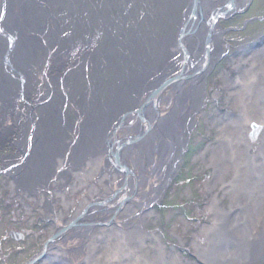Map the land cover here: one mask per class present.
I'll use <instances>...</instances> for the list:
<instances>
[{"label": "bare ground", "instance_id": "6f19581e", "mask_svg": "<svg viewBox=\"0 0 264 264\" xmlns=\"http://www.w3.org/2000/svg\"><path fill=\"white\" fill-rule=\"evenodd\" d=\"M194 1L196 7L181 22L176 39L163 42L161 36L145 35V21L142 16L137 21L134 0H0V12L4 15L0 31L10 32L4 42L12 44L14 52L10 61L20 68L19 87L12 81L10 84L8 80L0 81V142L10 130V126L4 124H8L6 119L13 113L14 93L19 89L29 94L26 89L40 81L34 80L35 68L41 63L50 64L42 85L44 93L49 91L50 94L39 100L41 107L47 105V109H35L40 121L33 135L32 147L36 150L22 181L30 187L46 182L49 171L62 163L61 154L70 150L75 162L73 175L79 182L71 191L72 195L85 184L94 190L89 192L91 198L77 199L73 217L61 220L65 217L61 209L62 212L55 214L59 218L55 221L57 230L70 226L72 234L85 225L89 227L80 229L87 234L93 230V222L108 226L107 220L111 217L136 223L151 198L157 195L158 185L171 170L166 162H173L175 147H180L169 139L174 132L169 131L168 126L177 117L181 118L178 128L181 132L190 125L196 106L191 101L201 98L199 85L204 69L225 46L216 20L247 0ZM216 16L212 24V17ZM261 50L264 52V46ZM72 63L80 65L70 69ZM202 64L204 67L199 70ZM94 69L98 74L93 73ZM62 70L66 74L63 73L61 79L57 71ZM246 71L242 72L243 77L249 75V78L238 79L243 87L235 91L239 98L235 105L237 114L226 115L218 122L222 136L216 144L217 150L209 151L214 180L224 183L229 171L233 176L228 185L223 186V191L229 193V209H222L216 197L212 198L209 206L212 223L202 228L207 247H200L197 241L195 244L197 253L207 264H264V73L258 78L257 74L252 77ZM105 74H108L106 88L100 81ZM78 78L82 81L76 80ZM253 81L257 86L249 91L254 95L248 98L245 93L251 88L247 86ZM233 82L234 85L239 83ZM84 86L94 95L87 102L76 93ZM228 86L230 94L234 89ZM259 97L263 103L255 108L253 103ZM66 100L82 107L80 113L86 116L83 124L73 126V117L70 115L68 122L60 113L61 102ZM31 111L27 112L32 115ZM258 117L262 120L252 123ZM247 134L254 135L253 139L260 138L257 152L250 153L252 143ZM19 137L17 146L25 140L24 136ZM83 137L94 141L96 157ZM228 146L232 149L228 150ZM89 156L93 159L87 171L76 170L78 160L89 159ZM256 160L258 166H250L249 162ZM110 172L112 178L107 179ZM84 178L90 179L81 185ZM20 184L24 188V184ZM57 197L65 209L70 207L61 195ZM166 258L164 264H184L179 257Z\"/></svg>", "mask_w": 264, "mask_h": 264}, {"label": "rangeland", "instance_id": "374dc122", "mask_svg": "<svg viewBox=\"0 0 264 264\" xmlns=\"http://www.w3.org/2000/svg\"><path fill=\"white\" fill-rule=\"evenodd\" d=\"M134 1L135 10L138 13L136 14L137 21L140 16L145 21L143 24L147 31L145 35L155 38L161 36L163 42L165 39H176L181 29V22L186 15H189L190 10L194 11L195 2L194 0ZM242 4L220 15L216 20L225 46L204 69L202 83L199 85L202 92L201 98L196 102L191 101L196 106L194 114L190 117V125L181 132L178 129L181 127V118L177 117L168 126L169 131L174 132L168 136L169 139L174 140L176 145L180 144V147H175L173 162H166L171 166V170L165 180L158 187L156 186L157 195L151 198V203L136 223L131 224L128 220L122 222L121 219L111 217L107 220L110 223L108 226L101 222L100 224L93 222L95 226L90 232L92 235L81 231L89 227L85 225L79 226L80 231H77L79 234L76 231L71 234L70 226L62 230L56 229L55 221L59 218L55 214L57 215L61 210L64 211L62 214L65 217L61 220H66L76 211L77 199L91 198L89 192H94V190L85 184L82 187L78 186L81 188H77L75 194L72 195L71 191L79 182L74 176L75 169L72 168V173H74L72 176L71 172L69 175L67 169L68 166H72L68 158L73 157L70 150L60 156L64 160L63 165L51 169L48 175L47 172L45 173L48 176L46 182L44 180L37 186L30 187L21 180V176L25 174L24 171L27 172L29 164L32 163L36 150L32 147L33 134L37 132L40 121L38 122L39 119L35 115V109H47V105L41 107L39 100H44L50 94L49 91H46L47 94L44 93L42 85L45 82L43 79L46 76L45 72L50 69L51 65L41 63L35 68L37 78L34 77V80L39 79L40 81L36 86L31 87L32 91L29 88L26 89L30 92L29 94H24L25 92L19 89L15 92L14 89V104L11 107L13 113H10L11 118H5L8 124H4L10 126V130L7 137H2L0 142V264H150V262L151 264H164L163 261L168 256L179 257L184 264H207L206 259L197 253L195 244L199 242L200 247H207L205 245L207 239L202 234V228L212 223V210L209 208L212 198L216 197L222 209L226 211L229 209V193L223 191V186L228 185L233 176V173L229 171L225 174L224 183L214 180L215 171L209 151L217 150L218 145L216 144L222 136L218 122L226 115L237 114L235 105L239 98L235 91L242 86L238 79L249 78V75L243 77L242 72L247 70L246 73L249 72L252 77L257 74L258 78L264 73V52L261 50L264 46L262 43L264 42V0H247ZM3 18L4 15L0 12V20ZM6 30L0 31V81L7 82L8 80L7 83L13 82L19 87L20 68L10 61L14 49L11 43L4 42L9 39L10 35V32ZM77 65L80 63H72L69 68ZM63 70L62 72L57 71L58 76L61 74V79L65 73ZM175 71L178 72L179 69ZM175 71L172 73L175 74ZM93 73L98 74V71L94 69ZM78 75L80 76V73ZM99 75L102 76L101 73ZM106 75L108 74L100 79L105 88L108 86ZM110 78L112 79V74ZM76 80L82 81V78ZM76 80L74 81L75 87ZM233 81H238V85L232 84L235 83ZM227 82L230 88L234 89L233 92L230 91V94ZM252 83L247 86L251 89L245 93L248 98L253 97V92L250 94L249 91L257 86L254 81ZM82 89H77L76 93L80 99H85L84 102H87L94 95H91L87 87L84 86ZM74 91L75 89L72 88L70 92ZM259 98L253 103L256 105L255 108L263 103L261 97ZM61 103H63L61 104L63 109L60 113L66 117L68 122H70L69 116L71 115L75 122L73 126L78 123L83 124L86 116L80 113L83 111L82 107L76 106L72 100ZM83 108L86 110V105ZM28 109L32 110V115L27 112ZM32 116L35 117L33 120ZM258 120L262 119L258 117V119H253L252 123L258 124ZM250 125L251 123L247 125L250 128L249 132ZM20 135L24 138L29 135V138H26V144L17 146ZM249 135L247 134V137L252 143L249 151L250 153L257 152L260 138L253 139L254 135L252 137ZM83 138L89 142L87 144L92 146L91 150L96 157L98 154L94 149V141ZM167 142L165 141L166 144ZM74 143L75 140L70 146ZM213 146L216 148H212ZM231 149L228 146V150ZM92 159V156H89V159L78 160L76 170L85 171ZM253 162H249L250 166L256 164L257 167V160ZM87 163L88 165L85 166ZM111 174L113 173H108L106 178H112ZM87 179L90 178H84L81 185ZM211 181L213 184H210ZM20 182L24 184V188ZM57 195H61L63 201L71 204L70 207L65 209L66 206ZM154 259L157 262H153Z\"/></svg>", "mask_w": 264, "mask_h": 264}, {"label": "flooded vegetation", "instance_id": "af4514ba", "mask_svg": "<svg viewBox=\"0 0 264 264\" xmlns=\"http://www.w3.org/2000/svg\"><path fill=\"white\" fill-rule=\"evenodd\" d=\"M34 118H35V117H34V116H32V118H31V119L33 120ZM31 119H30V121H31ZM35 133H36V132H35ZM35 133H34L33 135H35ZM20 136H23V135H20ZM33 137H34V136H33ZM26 138L28 139V138H29V135L25 137V140H24V142H23L22 144H24V143L26 144V143H27V142H25V141H26ZM20 146H21V144H20ZM69 147H70V146H69ZM68 158H70V160H71V163H72V164H71L72 166H68V167H67V169H68V172H69V175H70V172L72 173V168L74 167V166H73V165H74L73 163H75V162H74V161L71 159V157H70V156H69ZM62 159H63V158H62ZM63 161H64V160H63ZM63 161H62V163L60 164V166H61V165H63ZM77 165H78V164H77ZM77 165H76V167L78 168V166H77ZM86 165H88V163H87V164H85V166H86ZM89 166H90V165H89ZM86 168H87V166H86ZM86 168H85V171H87V169H86ZM69 169H71V171H70ZM23 175H24V174H23ZM23 175H22V176H23ZM72 175H73V173L71 174V176H72ZM22 176H21V180H23V179H22V178H23ZM70 178H71V177H70ZM20 183H22V182H20ZM48 184H49V183H48ZM20 185H21V184H20Z\"/></svg>", "mask_w": 264, "mask_h": 264}, {"label": "water", "instance_id": "95a60500", "mask_svg": "<svg viewBox=\"0 0 264 264\" xmlns=\"http://www.w3.org/2000/svg\"><path fill=\"white\" fill-rule=\"evenodd\" d=\"M195 4H196V1L194 2V8H195ZM217 16H218V15H217ZM217 16H216V17H212V24L215 23V20H214V19H216ZM208 34H209V33H208ZM208 37H209V36H208ZM202 67H204V64H202L201 66L198 67V68H200L199 70H201ZM125 167H126V166H124V168H125Z\"/></svg>", "mask_w": 264, "mask_h": 264}]
</instances>
